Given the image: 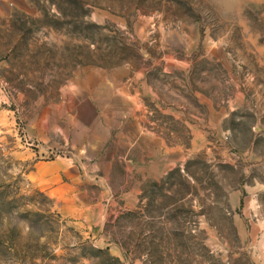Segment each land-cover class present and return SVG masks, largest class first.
Here are the masks:
<instances>
[{"label":"rangeland","instance_id":"obj_1","mask_svg":"<svg viewBox=\"0 0 264 264\" xmlns=\"http://www.w3.org/2000/svg\"><path fill=\"white\" fill-rule=\"evenodd\" d=\"M132 113L154 176L64 218L34 164ZM0 264H264V0H0Z\"/></svg>","mask_w":264,"mask_h":264},{"label":"crops","instance_id":"obj_2","mask_svg":"<svg viewBox=\"0 0 264 264\" xmlns=\"http://www.w3.org/2000/svg\"><path fill=\"white\" fill-rule=\"evenodd\" d=\"M98 122V125L95 122L89 127H100L104 136H96L88 150L73 158L37 161L32 173L64 218H76L81 226L88 228L96 226L95 220L103 217L108 204L115 202L116 194H127L125 185L122 186L125 190L116 193L111 182L116 163L121 164L131 179L153 177L156 167L154 147L157 133L144 114L132 113L127 126L119 121L113 138L107 132L113 126L107 121ZM92 192H99L98 197L91 195ZM130 193H133L132 186Z\"/></svg>","mask_w":264,"mask_h":264}]
</instances>
